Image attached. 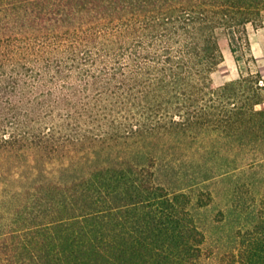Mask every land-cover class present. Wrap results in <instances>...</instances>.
<instances>
[{
  "label": "trees",
  "instance_id": "16d2710c",
  "mask_svg": "<svg viewBox=\"0 0 264 264\" xmlns=\"http://www.w3.org/2000/svg\"><path fill=\"white\" fill-rule=\"evenodd\" d=\"M249 25L264 0H0V264H264V76H212Z\"/></svg>",
  "mask_w": 264,
  "mask_h": 264
},
{
  "label": "rangeland",
  "instance_id": "374dc122",
  "mask_svg": "<svg viewBox=\"0 0 264 264\" xmlns=\"http://www.w3.org/2000/svg\"><path fill=\"white\" fill-rule=\"evenodd\" d=\"M249 36L251 41L252 52L253 54L256 53L257 55V58L255 57L256 59L255 63L252 62L246 63L243 60L237 62L230 49L228 47H225L223 49V60L220 62V64L217 66V68L212 74L213 79L217 85H221L226 81L238 77L239 67H241L244 72L248 67H250L253 70L258 69L261 72V74L264 76V25L258 28H253L251 25H249ZM257 107L264 108V102L260 103ZM182 167L184 171L185 170L196 171L200 169H206L211 174H217L228 169L230 165H182ZM224 183L221 186H224ZM199 190L200 189L198 188L195 191L192 190V193H194V201L196 200L197 191ZM221 198L220 200H218L217 203L213 202L212 204L209 205V207H207L206 209H202L203 211H200L199 217L202 222L205 221L207 222V220H209L212 217L220 218V214L218 213V211L223 205V202L226 200L224 198L222 199ZM233 223H234V217H232L230 221V224ZM228 227H229V223L227 224L225 230L224 228H221L219 230L223 234H226V232L224 231H226ZM203 264H212V263L210 262V260H204Z\"/></svg>",
  "mask_w": 264,
  "mask_h": 264
},
{
  "label": "crops",
  "instance_id": "0c3cea01",
  "mask_svg": "<svg viewBox=\"0 0 264 264\" xmlns=\"http://www.w3.org/2000/svg\"><path fill=\"white\" fill-rule=\"evenodd\" d=\"M255 53V52H254ZM254 56L257 58V55H256V53L254 54Z\"/></svg>",
  "mask_w": 264,
  "mask_h": 264
}]
</instances>
